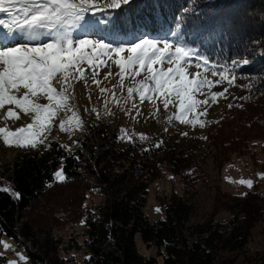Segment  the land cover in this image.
<instances>
[{
	"label": "trees",
	"instance_id": "trees-1",
	"mask_svg": "<svg viewBox=\"0 0 264 264\" xmlns=\"http://www.w3.org/2000/svg\"><path fill=\"white\" fill-rule=\"evenodd\" d=\"M236 2L242 5L240 19L244 23L231 31L207 26L223 12V0H168L165 15L157 13L154 25L149 23L148 28L139 30L131 24L122 27L108 22L110 33L115 35L170 31L210 61L227 65L232 59L250 57L252 64L237 69L235 84L239 87H230L225 93L227 99H219L222 116L210 120L212 123H206L203 129L185 125L168 130L148 144L124 142L116 132L104 130L99 132V143L84 140L83 150L73 148L79 160L55 140H51V149L41 147L19 154L8 173V182L22 198L0 191V237L5 234L22 246L20 238L31 240L36 252L24 246L28 264H63L58 255L61 240L50 229H39L37 223L21 219L39 197L60 191H66L65 204L61 214L54 212V216L67 221L84 217L85 264H217L221 252L244 248L253 224L264 211L263 197L256 188L248 190L247 195L227 197L223 205L232 218L225 222L211 218L201 224L190 223L193 207L176 194L164 201L162 219L151 221L144 213L148 182L158 177L162 165L173 172L186 169L211 147L220 148L221 161L245 147L252 134L264 132L257 129L264 130V0ZM110 14L115 20V13L110 10ZM135 22L139 24V20ZM183 132L189 134L183 136ZM161 140V147L153 148ZM61 156L66 157V183L53 177ZM79 189L104 195L102 203L83 211L80 200L84 192L76 203ZM136 234L146 245L162 249V263L137 251Z\"/></svg>",
	"mask_w": 264,
	"mask_h": 264
},
{
	"label": "snow or ice",
	"instance_id": "snow-or-ice-1",
	"mask_svg": "<svg viewBox=\"0 0 264 264\" xmlns=\"http://www.w3.org/2000/svg\"><path fill=\"white\" fill-rule=\"evenodd\" d=\"M167 5L168 0H0V121L4 124L0 126V139L4 145L26 151L40 147L48 150L53 147L50 136L57 120L59 130L70 135L75 129L83 128L85 122L78 110H74L75 105L70 103L74 97L69 90L74 87V82L83 81L85 87L95 84L100 93L106 95L110 90L100 87L99 69L108 68L103 77L107 80L113 75L112 65L119 69L115 75L120 77L121 90L125 88L126 77L131 78L132 86L127 87L123 104L132 102V108L125 115H129L132 109H136L133 119L144 115L134 102V96L138 95L140 105H151L155 109L152 116L161 110L157 105L159 101L163 110L170 112L167 116L169 124L175 120L183 125L203 128L206 123H212L200 117L207 115L218 97L227 99L225 93L230 87H239L235 84L236 71L251 65L250 57L232 59L226 65L210 61L179 40L173 45L166 38H152L143 32L132 41L115 44L106 43L104 39H91L87 35L101 14L114 26L131 24L136 30L148 28L149 23H156L157 13L165 15ZM241 7L236 0H223V12L213 17L207 26H219L229 31L243 26ZM110 10L115 13V20ZM82 33L84 35H80ZM84 65L92 70L90 78L85 74ZM190 67L197 71L189 72ZM142 73L143 79L137 80ZM205 73L219 79L213 81ZM225 81L228 87L223 91H212L213 85ZM248 88L252 89L253 85H248ZM198 95L204 99H198ZM110 103L120 104L124 111L120 99L112 92V99H105L104 115L113 114L108 107ZM170 106L174 112L170 111ZM84 111L96 113V118H100L95 107ZM61 113H64L63 118ZM18 121L30 122L20 125ZM9 122L14 127H9ZM121 132L123 135L118 139L123 141L127 138L129 143H135L126 129H121ZM188 134L181 133L183 136ZM137 138L142 141L146 136L138 134ZM163 143L161 140L153 148H160ZM73 144L79 149L77 141ZM60 147L73 155L71 146ZM73 158L80 159L78 155H73ZM65 159L60 157V167L53 173L59 183H66L69 179L64 172ZM240 183L247 184L249 188L253 186L251 180H241ZM47 186L51 187V183ZM0 191L8 193L9 188H0ZM12 195L22 198L18 191ZM0 243L5 249L10 247L7 243ZM19 258L25 259L23 255ZM8 264H16V261H8Z\"/></svg>",
	"mask_w": 264,
	"mask_h": 264
},
{
	"label": "rangeland",
	"instance_id": "rangeland-1",
	"mask_svg": "<svg viewBox=\"0 0 264 264\" xmlns=\"http://www.w3.org/2000/svg\"><path fill=\"white\" fill-rule=\"evenodd\" d=\"M110 15L112 16V14ZM143 33L156 39L166 38L173 45L178 40L181 41L177 34L171 33L170 31H163L157 34ZM80 35L84 34L82 33ZM87 35L91 39H104L106 43L111 42L114 44L119 42L127 43L138 36L132 34L115 35L110 33L107 19L102 14L99 16L96 26ZM83 67L85 68L86 76L90 78L92 70L86 65ZM118 71L119 69L115 65H112L111 72L113 75L109 76L107 80H104L103 77L108 72V68L101 67L99 69L98 79L100 80V87L110 90L106 95L101 94L95 84L87 88L84 86L83 81L74 82V87L69 90L74 97L70 103L75 105L74 110H78L81 120L85 122L84 127L75 129L70 135L59 130V120H57L53 125L50 140L57 141L59 145H69L73 150L75 147L73 141H77L80 147L82 146L81 142L84 140L89 144H96L100 142L99 132H104V130L114 131L118 137L123 135L121 129H126L132 135L133 140L148 144L165 134L168 130L182 129L185 127V125L175 120L172 124H169L167 116L170 112L164 111L159 101H157V105L161 110L155 116H152L151 113L155 109L151 105L147 107L140 105L138 95L134 96V102L144 115L133 119L132 117L136 115V109H132L129 115H125V112L132 108V102L123 104V98L127 96V87L132 86V83L131 78L126 77L124 81L125 88L121 90L119 85L120 77L115 75ZM195 71L197 70L194 67L189 68V72ZM200 71H203V69H200ZM205 74L213 81L219 79L218 76L212 77L210 73ZM136 79H143V73ZM89 82L91 83L90 79ZM226 86V81L221 84H215L212 86V91H223ZM112 92H115L116 98L120 99L124 111L121 110L120 104L110 103L108 107L113 114L104 115L105 99H112ZM89 96H91V99H89ZM197 98L204 99L200 95ZM219 99L218 97L217 103L208 109L206 116L200 117L201 120H216L222 116L223 107ZM41 102L46 103L43 100ZM147 104L148 102L145 101V105ZM93 107L100 114L99 119L96 118V113L84 111L85 108L90 110ZM170 111L174 112L175 109L170 106ZM199 111L200 109L197 110V112ZM68 115L70 116L71 113H68ZM60 117L63 118L64 113H61ZM27 122L30 121H18L17 123L23 125ZM0 126H4L2 121H0ZM9 127H14L11 122H9ZM196 127L199 129L204 128H200L199 125H196ZM257 129L264 131L262 127ZM138 134H143L146 136V139L139 140L137 138ZM123 141L128 142L127 138ZM81 149L83 150V147ZM219 149L218 147H211L208 149L209 153L198 157L199 161L197 163H193L186 169L179 170L178 168L177 172H173L162 165L158 177L148 182L146 203L144 206L145 215L151 221L162 219L164 217L163 203L172 194L182 196L193 207V214L189 222L194 224L204 223L211 218L215 222H225L231 219L232 215L223 205L228 199L227 197L243 196L252 188H256L261 193L264 203V132L261 134L258 132L252 134V137L249 138L245 147L230 152L229 156L221 161L219 159L221 156L218 154ZM23 151L26 150L5 146L2 139H0V188H9L10 193H13V190L8 182V173L14 160ZM241 180H251L253 183L252 188H249L247 184H241ZM64 192L66 191L53 192L52 195L47 194L45 197H39L30 209L23 214L21 219L23 221L28 220L37 223L36 226L38 228L50 229L52 234L61 240V249L58 255L63 259V264H85L87 259V253L85 251L86 236L84 234V224L81 223L84 217H80V219L75 217L67 221L54 216V212L61 214L60 208L65 204L66 193ZM83 192L84 196L80 200ZM75 196L77 204L80 200L83 211L102 203L104 198V195L95 193L89 189L85 191L84 189H79ZM156 209H159V212ZM59 219L61 220L58 221ZM248 239V242L242 250L221 252L218 256L217 264H264V211L263 215L253 224ZM20 240L24 241V246H27L29 251L36 252L32 247L31 240L25 238H20ZM0 241L10 245L8 249H5L3 243H0V264H8V261H16V264H28L24 246L19 245L16 242L17 240L2 234ZM135 245L137 251L142 256L146 258L154 257L159 263H162V249L146 245L141 241L138 234L135 235ZM20 255H23L25 259L20 260Z\"/></svg>",
	"mask_w": 264,
	"mask_h": 264
},
{
	"label": "bare ground",
	"instance_id": "bare-ground-1",
	"mask_svg": "<svg viewBox=\"0 0 264 264\" xmlns=\"http://www.w3.org/2000/svg\"><path fill=\"white\" fill-rule=\"evenodd\" d=\"M4 18H6V17H4Z\"/></svg>",
	"mask_w": 264,
	"mask_h": 264
}]
</instances>
